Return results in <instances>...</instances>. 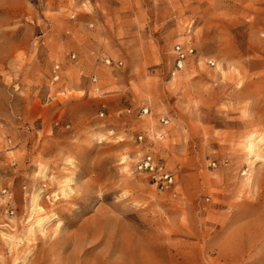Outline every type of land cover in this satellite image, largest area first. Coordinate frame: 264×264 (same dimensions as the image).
Returning <instances> with one entry per match:
<instances>
[{
    "label": "rangeland",
    "instance_id": "1",
    "mask_svg": "<svg viewBox=\"0 0 264 264\" xmlns=\"http://www.w3.org/2000/svg\"><path fill=\"white\" fill-rule=\"evenodd\" d=\"M0 264H264V0H0Z\"/></svg>",
    "mask_w": 264,
    "mask_h": 264
},
{
    "label": "built area",
    "instance_id": "2",
    "mask_svg": "<svg viewBox=\"0 0 264 264\" xmlns=\"http://www.w3.org/2000/svg\"><path fill=\"white\" fill-rule=\"evenodd\" d=\"M175 52L177 56V64L181 68L182 62L188 53H192V48L184 49L180 45L175 46ZM147 112V109L144 110ZM142 137L139 136V139ZM136 168L139 172L148 173L151 175L155 182H160L161 186L169 187L173 184V176L165 171L161 165H159L152 155H146L136 164Z\"/></svg>",
    "mask_w": 264,
    "mask_h": 264
},
{
    "label": "bare ground",
    "instance_id": "3",
    "mask_svg": "<svg viewBox=\"0 0 264 264\" xmlns=\"http://www.w3.org/2000/svg\"><path fill=\"white\" fill-rule=\"evenodd\" d=\"M249 143H250V142H249ZM252 146H253V144L250 145V147H252Z\"/></svg>",
    "mask_w": 264,
    "mask_h": 264
}]
</instances>
